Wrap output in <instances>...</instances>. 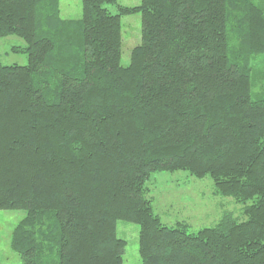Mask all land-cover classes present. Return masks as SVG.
I'll list each match as a JSON object with an SVG mask.
<instances>
[{
    "label": "trees",
    "instance_id": "16d2710c",
    "mask_svg": "<svg viewBox=\"0 0 264 264\" xmlns=\"http://www.w3.org/2000/svg\"><path fill=\"white\" fill-rule=\"evenodd\" d=\"M80 1L72 19L59 0H0V37L28 59L0 61V209L25 210L10 238L21 264H121L120 219L139 226L141 264H264V3ZM177 170L209 175L246 219L163 224L146 181Z\"/></svg>",
    "mask_w": 264,
    "mask_h": 264
},
{
    "label": "rangeland",
    "instance_id": "374dc122",
    "mask_svg": "<svg viewBox=\"0 0 264 264\" xmlns=\"http://www.w3.org/2000/svg\"><path fill=\"white\" fill-rule=\"evenodd\" d=\"M123 6H137L140 0H117ZM257 4L264 0H255ZM60 15L63 18L81 17L80 0H59ZM111 13H117L116 5L108 4ZM141 14L134 12L121 16V65L130 63V53L140 42ZM26 44L16 35L0 37V61L4 65L27 64ZM258 85L252 87L257 92ZM147 196L152 201L154 212L166 226L173 227L178 222L187 224L188 232L215 225L221 217L230 213L238 221H243L242 203L231 196L214 194V185L209 175L203 178L191 176L187 171L155 172L146 181ZM251 203L250 201L247 204ZM25 216L23 209H0V264H21L18 253L10 248V238L14 226ZM117 236L125 240V251L121 264H141L138 253L139 226L125 220L116 222Z\"/></svg>",
    "mask_w": 264,
    "mask_h": 264
}]
</instances>
